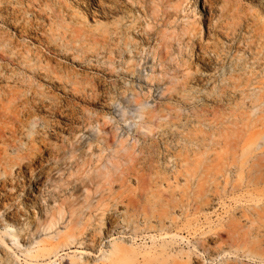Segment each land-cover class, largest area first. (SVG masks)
I'll return each mask as SVG.
<instances>
[{"label": "rangeland", "instance_id": "obj_1", "mask_svg": "<svg viewBox=\"0 0 264 264\" xmlns=\"http://www.w3.org/2000/svg\"><path fill=\"white\" fill-rule=\"evenodd\" d=\"M0 264H264V0H0Z\"/></svg>", "mask_w": 264, "mask_h": 264}]
</instances>
